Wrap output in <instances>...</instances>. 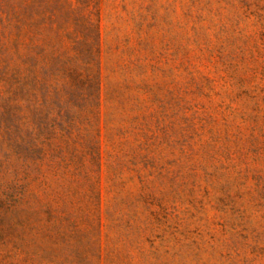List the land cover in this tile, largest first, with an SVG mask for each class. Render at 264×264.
<instances>
[{"label": "rangeland", "instance_id": "obj_1", "mask_svg": "<svg viewBox=\"0 0 264 264\" xmlns=\"http://www.w3.org/2000/svg\"><path fill=\"white\" fill-rule=\"evenodd\" d=\"M0 264H264V0H0Z\"/></svg>", "mask_w": 264, "mask_h": 264}]
</instances>
